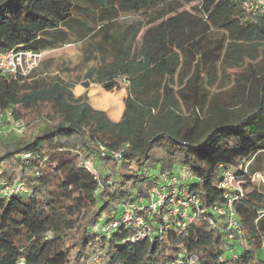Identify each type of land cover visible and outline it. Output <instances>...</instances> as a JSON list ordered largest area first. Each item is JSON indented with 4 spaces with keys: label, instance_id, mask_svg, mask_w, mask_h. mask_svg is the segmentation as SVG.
<instances>
[{
    "label": "trees",
    "instance_id": "obj_1",
    "mask_svg": "<svg viewBox=\"0 0 264 264\" xmlns=\"http://www.w3.org/2000/svg\"><path fill=\"white\" fill-rule=\"evenodd\" d=\"M85 1L103 11L101 19L134 13L146 21L103 31L97 46L107 50L77 81L84 88L77 97L58 76L0 75V119L17 125L0 135V184L26 188L0 196V264H93L95 255L98 264H264V186L251 179L258 172L252 167L264 161V64L255 62L264 61V15H254L246 0ZM181 1L197 5L187 11ZM74 6L6 2L0 51L43 50L59 41L51 32L79 35L74 23L86 31ZM210 30L226 36L221 48L229 67L250 66L237 71L241 86L221 101L206 88L205 62L217 48L204 47ZM90 83L125 88L119 121L91 106ZM178 166L192 179L177 188L205 211L225 201L220 172L237 175L239 233L228 239L222 218L209 212L181 229L175 219L163 222V208L147 215V207L137 212L146 237L130 242L131 223L111 228Z\"/></svg>",
    "mask_w": 264,
    "mask_h": 264
},
{
    "label": "rangeland",
    "instance_id": "obj_2",
    "mask_svg": "<svg viewBox=\"0 0 264 264\" xmlns=\"http://www.w3.org/2000/svg\"><path fill=\"white\" fill-rule=\"evenodd\" d=\"M72 2L75 5L74 7L77 5L80 7V9H74V18L87 23L88 29L86 31H79V25L74 23L71 24V26L74 28V31L79 32V35L59 36V32H51V37L58 38L59 41L41 50L44 55L43 61L38 69L30 76L32 79H48L53 76H58L68 83L73 84V93H76L80 85L77 81L83 79L88 69L96 68L100 64L102 51L107 50V46L101 50H99L97 46L101 41L103 31L107 29L110 33H113L115 27L119 25L123 26L124 23L146 21V18L141 16V14L116 13L101 19L103 11L96 8L94 5L87 3L85 0H72ZM180 3L183 5V9L187 11H190L192 6L197 5L196 2L185 3L181 1ZM81 9H87V12ZM143 31L144 29H142L137 37L138 42L140 41ZM225 43L226 36H224L222 31L218 30H210L206 34V39L204 41V47L207 50L217 47L205 62V75L207 80V91L210 93L211 97H215L220 101L227 93L235 92L241 86L237 71H245L246 68H250L248 61H245L240 69L229 67L227 61L224 59V51L221 48ZM255 62L259 63V65L264 64V61L259 59ZM182 71L190 73L191 67L185 66ZM91 92H94V95L90 98L91 105H101L107 107L110 111L117 109V104L109 96V94H113L114 91H111L108 95H103L102 92L105 91L102 90L97 83H92ZM16 127L17 125L13 124L8 117H4L3 120L0 121V132L2 135L11 133ZM260 155L262 156V154ZM257 164L258 163H255V168ZM259 164L260 166L257 168L258 172L260 169H264V161H261ZM260 174L264 178V172L262 173L260 171ZM263 186V180H256L254 182V187L257 189H262Z\"/></svg>",
    "mask_w": 264,
    "mask_h": 264
},
{
    "label": "built area",
    "instance_id": "obj_3",
    "mask_svg": "<svg viewBox=\"0 0 264 264\" xmlns=\"http://www.w3.org/2000/svg\"><path fill=\"white\" fill-rule=\"evenodd\" d=\"M245 5L254 15H264V0H246ZM43 56L41 50L0 51V75L30 76L41 65ZM18 131L20 132L21 130L19 129ZM0 135H2L1 132ZM87 166L89 168L92 167L91 163H87ZM191 179V173L180 166L178 168L175 167L172 174H161L158 183L150 188L148 198L139 199L132 207L133 210H126L119 221H114L111 224V228H116L119 224L126 225L131 223L135 229V235L130 239V242H133L147 235V227L142 217L137 214L139 210H144V207H147V215H150L151 212H156L159 208H163V222L167 224L169 219H175L176 224L181 229H184L188 223L202 222L204 220L203 214L209 212L214 217L222 218L225 226L230 231L228 239H232L235 233H239L240 226L233 203L235 198L243 193L241 184L237 180V175L229 170L220 172L218 187L224 192L225 201L223 204L212 206L206 211L201 208L200 202L195 196L184 193L177 188L179 183ZM251 179L253 181L263 180L258 172L253 173ZM25 192L26 188L22 183H17L14 187L6 183L0 184L1 197ZM209 222L212 224L213 221L210 220ZM91 262L98 264L99 257L96 255L91 256ZM191 263H193V260ZM19 264L23 263L20 262Z\"/></svg>",
    "mask_w": 264,
    "mask_h": 264
},
{
    "label": "crops",
    "instance_id": "obj_4",
    "mask_svg": "<svg viewBox=\"0 0 264 264\" xmlns=\"http://www.w3.org/2000/svg\"><path fill=\"white\" fill-rule=\"evenodd\" d=\"M91 84L92 83H90L89 84V87H88V89H87V96H88V98H89V101H90V98L94 95V92H91ZM99 85V84H98ZM100 86V85H99ZM101 87V86H100ZM102 88V87H101ZM102 90H104L103 88H102ZM105 91V90H104ZM112 91H114V93L113 94H110V95H113V96H115L116 98H117V100H118V106H117V109L116 110H113V111H110V109H108L107 107H103V106H101V105H96V106H93V105H91L94 109H97V110H101V111H104L108 116H109V118L111 119V120H113V121H119V119H120V117H121V114H122V111H123V109H124V99H125V97H126V91H125V88H121V89H119V90H112ZM72 92H73V88H72ZM84 92V88L81 86V85H79V87L77 88V92L75 93H73L74 94V96H79L80 94H82ZM111 91H105V92H102V94L103 95H108V93H110ZM90 104H91V102H90ZM258 166H260V164L258 165ZM252 169L254 170V171H256L257 169L255 168V166H253L252 167ZM258 171V170H257ZM264 172V169H260L259 170V172Z\"/></svg>",
    "mask_w": 264,
    "mask_h": 264
},
{
    "label": "water",
    "instance_id": "obj_5",
    "mask_svg": "<svg viewBox=\"0 0 264 264\" xmlns=\"http://www.w3.org/2000/svg\"><path fill=\"white\" fill-rule=\"evenodd\" d=\"M8 1H10V0H7L6 2H8ZM6 2H5V3H3V4H1V5H0V7H1V6H3L4 4H6Z\"/></svg>",
    "mask_w": 264,
    "mask_h": 264
}]
</instances>
